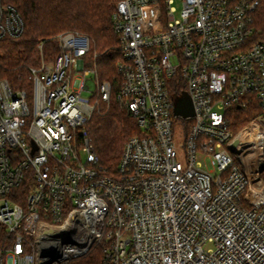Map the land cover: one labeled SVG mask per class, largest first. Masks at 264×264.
Wrapping results in <instances>:
<instances>
[{"label":"built area","instance_id":"obj_1","mask_svg":"<svg viewBox=\"0 0 264 264\" xmlns=\"http://www.w3.org/2000/svg\"><path fill=\"white\" fill-rule=\"evenodd\" d=\"M0 2V40L17 39L24 20ZM114 2L113 83L73 31L23 85L0 73V264H70L100 242L101 264H264V129L232 149L228 118L264 111V42H250L264 0ZM175 80L195 116L175 115ZM114 98L142 135L108 175L87 125Z\"/></svg>","mask_w":264,"mask_h":264},{"label":"trees","instance_id":"obj_2","mask_svg":"<svg viewBox=\"0 0 264 264\" xmlns=\"http://www.w3.org/2000/svg\"><path fill=\"white\" fill-rule=\"evenodd\" d=\"M14 6L21 14L25 29L17 38L0 40V73L13 85L24 84L27 67L37 65L41 54L51 58L60 53L53 38L63 32H78L92 40V52L97 53L96 65L100 77L113 83L117 76L116 65L122 60L119 40L112 27L114 0H2ZM1 3V2H0ZM254 34L250 42H264V7L253 15ZM41 42H46L40 50ZM174 93L185 91L176 80L171 85ZM264 116L257 101L247 106L235 105L229 111V129L238 133L252 121ZM87 135L92 141L100 161L101 170L115 174L126 142L141 136L137 120L115 98L110 106L102 104L87 125ZM105 244H95L88 255L70 264H101Z\"/></svg>","mask_w":264,"mask_h":264},{"label":"water","instance_id":"obj_3","mask_svg":"<svg viewBox=\"0 0 264 264\" xmlns=\"http://www.w3.org/2000/svg\"><path fill=\"white\" fill-rule=\"evenodd\" d=\"M175 115L181 116L183 118H190L195 116V108L193 101L188 93H183L176 96L175 98ZM240 143L239 139L234 140L231 145L232 149Z\"/></svg>","mask_w":264,"mask_h":264},{"label":"rangeland","instance_id":"obj_4","mask_svg":"<svg viewBox=\"0 0 264 264\" xmlns=\"http://www.w3.org/2000/svg\"><path fill=\"white\" fill-rule=\"evenodd\" d=\"M176 7L178 8V9H180L181 8V5H180V2L179 1H177L176 2ZM85 95H88L89 96V94H87V93H85ZM254 121H261V124H262V126H261V128H263L264 129V117H262V116H260L258 119H256V120H254ZM253 122V121H252ZM251 122V123H252ZM250 125V124H249ZM248 125V126H249ZM248 126H246L243 130H241L240 132H238V133H234L235 134V136H236V138H238V139H244V137H245V135H246V133L244 132L245 131V129L248 127ZM243 137V138H242ZM235 138V139H236ZM250 153H251V151H247L246 153H245V155H250ZM241 155H242V152H240L239 154H238V156L239 157H241ZM237 156V160L239 159V157ZM239 161V160H238ZM216 175V174H215ZM262 178L264 179V173H263V176H262Z\"/></svg>","mask_w":264,"mask_h":264}]
</instances>
